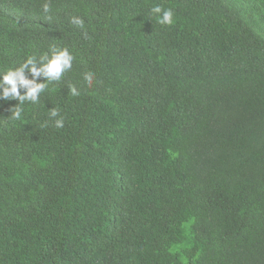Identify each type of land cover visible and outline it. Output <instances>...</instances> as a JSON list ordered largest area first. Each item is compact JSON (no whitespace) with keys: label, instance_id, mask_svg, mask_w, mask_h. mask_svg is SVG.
<instances>
[{"label":"trees","instance_id":"16d2710c","mask_svg":"<svg viewBox=\"0 0 264 264\" xmlns=\"http://www.w3.org/2000/svg\"><path fill=\"white\" fill-rule=\"evenodd\" d=\"M53 47L0 95V264H264V0H0V71Z\"/></svg>","mask_w":264,"mask_h":264},{"label":"clouds","instance_id":"9594fccd","mask_svg":"<svg viewBox=\"0 0 264 264\" xmlns=\"http://www.w3.org/2000/svg\"><path fill=\"white\" fill-rule=\"evenodd\" d=\"M43 11L48 13L50 7L48 4L43 5ZM150 13L156 17V22L160 25L173 24L174 13L171 9H163L160 5L153 6ZM72 24L83 27L84 21L79 17H73L70 21ZM74 57L67 49H57L53 47L50 54L42 55L39 60L35 57H28L19 67L10 68L6 71H0V88H2V95L4 98H12L18 101L15 107L10 109V117L12 120H22L23 105L26 101L36 103L39 100L40 94L45 90L47 84L45 81L53 82L60 81L62 75L71 69ZM39 64V66H37ZM27 69L33 79H27L24 75ZM43 76L45 81L37 83L35 78ZM84 80L89 86L93 83V74L87 73ZM19 89H25L21 94ZM68 91L72 96H78L80 93L74 85H68ZM50 117H58L59 111L56 108L50 109ZM54 126L56 128L64 127L63 118L55 120Z\"/></svg>","mask_w":264,"mask_h":264}]
</instances>
